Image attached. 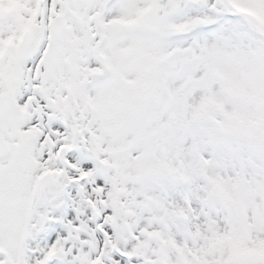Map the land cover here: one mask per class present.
<instances>
[{
  "label": "snow or ice",
  "instance_id": "obj_1",
  "mask_svg": "<svg viewBox=\"0 0 264 264\" xmlns=\"http://www.w3.org/2000/svg\"><path fill=\"white\" fill-rule=\"evenodd\" d=\"M0 264H264V0H0Z\"/></svg>",
  "mask_w": 264,
  "mask_h": 264
}]
</instances>
